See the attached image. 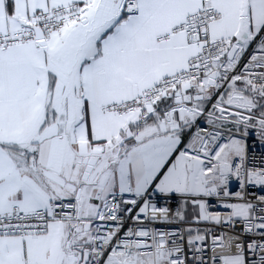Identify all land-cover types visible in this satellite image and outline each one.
I'll return each mask as SVG.
<instances>
[{
    "label": "snow or ice",
    "instance_id": "6c2138e0",
    "mask_svg": "<svg viewBox=\"0 0 264 264\" xmlns=\"http://www.w3.org/2000/svg\"><path fill=\"white\" fill-rule=\"evenodd\" d=\"M253 130L264 0H0V264H264Z\"/></svg>",
    "mask_w": 264,
    "mask_h": 264
},
{
    "label": "built area",
    "instance_id": "2783aa9c",
    "mask_svg": "<svg viewBox=\"0 0 264 264\" xmlns=\"http://www.w3.org/2000/svg\"><path fill=\"white\" fill-rule=\"evenodd\" d=\"M205 126L203 124V122H201V127ZM250 148H249V151H250V155H258V154H264V144H262L259 140V137L258 135L256 134L255 130L252 131V134L248 137V140H247ZM238 188V184L235 180L232 181V184H231V189L233 191L237 190ZM249 192L250 193H257V188H250L249 189ZM165 204H167L168 207L170 208H174L175 207V201H167L165 199V197L161 196L159 198V201H158V207H163L165 206ZM223 210V209H221ZM152 227H155V228H159V229H162V230H172L176 227H184L183 225H180L178 223H173L171 225L169 224H166V223H156L154 225H151Z\"/></svg>",
    "mask_w": 264,
    "mask_h": 264
},
{
    "label": "crops",
    "instance_id": "0c3cea01",
    "mask_svg": "<svg viewBox=\"0 0 264 264\" xmlns=\"http://www.w3.org/2000/svg\"><path fill=\"white\" fill-rule=\"evenodd\" d=\"M232 184V183H231ZM231 186V185H230Z\"/></svg>",
    "mask_w": 264,
    "mask_h": 264
}]
</instances>
